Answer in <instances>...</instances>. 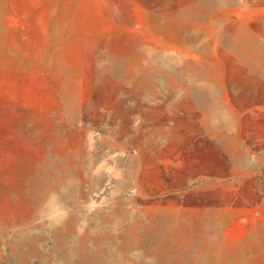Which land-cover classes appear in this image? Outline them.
<instances>
[{
  "label": "rangeland",
  "instance_id": "rangeland-1",
  "mask_svg": "<svg viewBox=\"0 0 264 264\" xmlns=\"http://www.w3.org/2000/svg\"><path fill=\"white\" fill-rule=\"evenodd\" d=\"M0 264H264V0H0Z\"/></svg>",
  "mask_w": 264,
  "mask_h": 264
}]
</instances>
